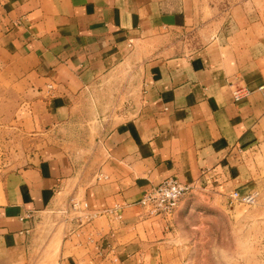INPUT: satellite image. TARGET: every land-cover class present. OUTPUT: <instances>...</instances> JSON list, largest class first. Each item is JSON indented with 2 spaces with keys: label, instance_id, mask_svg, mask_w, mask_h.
<instances>
[{
  "label": "crops",
  "instance_id": "1",
  "mask_svg": "<svg viewBox=\"0 0 264 264\" xmlns=\"http://www.w3.org/2000/svg\"><path fill=\"white\" fill-rule=\"evenodd\" d=\"M250 5L234 7L209 43L171 53L169 32L196 26L198 0H0V97L19 101L11 123L24 134L57 138L35 165L2 178L0 264H32L36 219L66 196L102 225H88L98 238L80 239L79 230L63 240L56 264H143L127 234L141 224L147 190L170 176L228 184L240 162L233 157L264 147V0ZM116 72L123 84L141 77L124 117L92 95ZM238 85L251 93L235 101ZM91 100L98 106L87 111ZM96 145L98 174L108 178L80 167ZM27 211L34 218L21 220Z\"/></svg>",
  "mask_w": 264,
  "mask_h": 264
},
{
  "label": "rangeland",
  "instance_id": "2",
  "mask_svg": "<svg viewBox=\"0 0 264 264\" xmlns=\"http://www.w3.org/2000/svg\"><path fill=\"white\" fill-rule=\"evenodd\" d=\"M198 1L200 21L196 26L169 32L168 39L175 46L171 53L177 52L178 47L183 45L186 51L194 52L209 43L218 29L227 27L228 17L242 1H249L250 9L258 5V0ZM140 78L137 76L131 84H123L127 76L116 72L106 78V85L100 91H94L92 95L101 97L100 104L107 106L108 114L113 111L116 116L124 117L125 112L135 107L137 96L142 91ZM1 97L0 186L3 177L35 165L41 157L53 151V146H57L53 144L57 138L51 132H44L35 138L12 124L19 101L11 98V94L7 95V99ZM98 103L91 100L85 108L93 111ZM89 125L90 118H82L80 130L84 131ZM63 132L61 134L65 135ZM66 140L67 136H64ZM59 145L64 149L72 147V144ZM98 149L96 145L83 157H87L86 161L81 159L83 166L80 167L89 170V177L100 172ZM237 158L240 160L238 169L234 170L228 184L221 183L214 175L205 181L188 184L189 190L171 213L151 215L139 203L142 208L141 224L131 229L127 236L138 239L143 264H264V147L249 146L233 160ZM234 190H257L259 196L253 204L232 201L230 193ZM73 203V197L66 196L56 213L48 211L38 216L32 233L35 248L32 264H56L63 240L79 230L80 239L99 237L100 234L90 232L88 225H102L101 221L97 222L100 216L88 218L80 207L81 202L77 209H74ZM84 227H87L86 230H83ZM89 248L85 246L84 250Z\"/></svg>",
  "mask_w": 264,
  "mask_h": 264
},
{
  "label": "built area",
  "instance_id": "3",
  "mask_svg": "<svg viewBox=\"0 0 264 264\" xmlns=\"http://www.w3.org/2000/svg\"><path fill=\"white\" fill-rule=\"evenodd\" d=\"M259 89L264 91V83L259 86ZM251 89L248 86L238 85L233 89V97L235 101H239L249 95ZM108 178L103 174H97V179ZM190 185L182 183L174 176H170L163 180L161 183L147 190L142 197L139 199V203L147 209L149 214L157 215L162 213H171L178 206L180 200L189 190ZM259 196V191H246L240 192L239 190H234L230 193V198L232 201H239L246 204H253L257 201ZM81 201H74V209H77ZM81 208H83L84 214L88 218H93L98 213H86L85 210L88 208L87 203H80ZM114 209L109 210V213H115ZM34 218L33 211H27L24 215L20 216L21 220H29ZM29 231V229H28Z\"/></svg>",
  "mask_w": 264,
  "mask_h": 264
}]
</instances>
